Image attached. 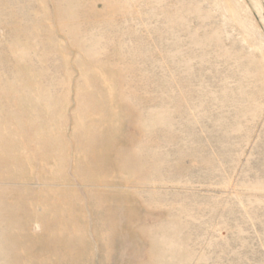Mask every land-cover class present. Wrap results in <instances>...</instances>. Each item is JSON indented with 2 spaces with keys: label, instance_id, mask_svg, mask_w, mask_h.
<instances>
[{
  "label": "rangeland",
  "instance_id": "1",
  "mask_svg": "<svg viewBox=\"0 0 264 264\" xmlns=\"http://www.w3.org/2000/svg\"><path fill=\"white\" fill-rule=\"evenodd\" d=\"M0 264H264V0H0Z\"/></svg>",
  "mask_w": 264,
  "mask_h": 264
}]
</instances>
